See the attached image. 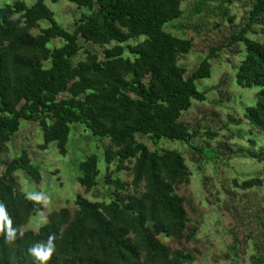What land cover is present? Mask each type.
Masks as SVG:
<instances>
[{
  "label": "trees",
  "instance_id": "obj_1",
  "mask_svg": "<svg viewBox=\"0 0 264 264\" xmlns=\"http://www.w3.org/2000/svg\"><path fill=\"white\" fill-rule=\"evenodd\" d=\"M12 1L0 8V165L5 168L0 203L16 229H23L44 209L40 199L19 190L15 177L23 172L40 181V168L28 153L23 151L10 162L2 160L22 122L38 123L44 139L40 149L55 144L61 155L67 154L73 125L85 126L94 138L109 140L105 183L114 190L109 202H91L78 195L74 211L64 207L51 213L37 233L27 231L21 237L18 231L13 241L0 234V264H40L29 249L39 242L46 244L53 234L55 252L48 264H194L192 254L160 241L190 242L196 236L194 228L186 233L190 219L177 193L179 186L189 183L191 172L179 151H151L137 139L146 137L155 146L162 140L191 145L198 135L181 118L193 102L206 101L197 82L211 78L210 60L217 50L190 75L179 65L193 42L165 28L182 19L185 0H67L87 11L73 31L56 22L46 0L31 7L24 0ZM209 1L198 0L194 11L200 13ZM42 22L49 27L41 29ZM254 26L260 27L262 41L249 37L258 34ZM34 30L40 32L34 35ZM231 39V46L241 43L245 48L235 86L258 89L256 105L245 109L244 118L264 135V0L253 1L247 23ZM55 40L63 45L52 48ZM84 46H97L102 52ZM81 51L85 59L75 63ZM207 135L217 137L212 132ZM196 151L202 155L199 168L203 159L218 157ZM245 158L264 163V147L249 150ZM114 162L116 174L132 175L134 194L127 193L122 180L113 179L108 167ZM80 172V186L86 193L95 190L101 175L98 155L82 162ZM262 183L259 178L234 181L245 191Z\"/></svg>",
  "mask_w": 264,
  "mask_h": 264
},
{
  "label": "rangeland",
  "instance_id": "obj_2",
  "mask_svg": "<svg viewBox=\"0 0 264 264\" xmlns=\"http://www.w3.org/2000/svg\"><path fill=\"white\" fill-rule=\"evenodd\" d=\"M37 0H24L28 7ZM230 1V3H228ZM254 0H210L204 9L197 13L194 6L198 0H185L182 4L183 17L165 28L167 33L192 40L193 49L180 57L179 65L190 75L213 51L216 57L210 60L212 76L197 82L199 91L206 93V101L193 102L192 108L182 115V122L192 133L198 132L191 145L178 141L162 140L158 146L150 139L139 136L151 151H179L191 172L190 181L177 188L184 200V207L190 219L188 233L196 229L195 238L187 242L160 238L172 250H184L195 258L194 264H264V163L245 158L249 150L258 152L264 147V135L254 130L244 118L245 109L256 105L258 89H241L235 86L236 70L245 56L244 45L231 46L232 36L238 34L248 21V14ZM12 0H0V8L12 4ZM46 5L55 14V20L64 29L73 31L75 23L81 19L86 9H78L67 0ZM232 19V20H231ZM49 27L42 22L41 29ZM258 34H249L251 39L262 41L260 27H253ZM40 30H34L37 35ZM139 40L138 42H140ZM63 45L61 40L52 42L51 47ZM220 48V50H219ZM222 48V49H221ZM101 53L97 46H84ZM85 59L81 51L75 63ZM48 66V64H47ZM66 95L60 97L65 98ZM134 98L133 95H131ZM71 137L67 154L61 155L55 144L41 150L43 133L38 123L22 122L17 135L9 143V151L2 156L10 162L28 153L31 162L40 168L39 182L27 177L23 172L15 174L19 190L28 197L40 196L43 211L32 217L23 227V232H38L48 223V216L64 207L75 210L74 200L78 195L91 202H109L113 187L106 186L107 164L105 151L110 141L94 138L83 125L71 126ZM208 132L216 133L215 139ZM256 141L253 145L250 141ZM202 149L218 154L216 159L205 158L202 168L199 160ZM91 154L99 157L98 187L86 193L78 183L81 175L80 164ZM117 163L108 168L113 171V179L119 178L128 185L127 193L134 194L131 186L132 175L128 172L115 173ZM5 168L0 165V177ZM259 178L262 185L250 190H242L234 184ZM143 187L138 190L141 194Z\"/></svg>",
  "mask_w": 264,
  "mask_h": 264
},
{
  "label": "clouds",
  "instance_id": "obj_3",
  "mask_svg": "<svg viewBox=\"0 0 264 264\" xmlns=\"http://www.w3.org/2000/svg\"><path fill=\"white\" fill-rule=\"evenodd\" d=\"M32 199H46L40 196H32ZM19 231L20 236L24 235L23 229H16L13 227L12 219L8 215L6 207L3 203H0V234L6 233V239L8 241H13L17 238V232ZM55 235H50L48 237L47 243L39 242L33 245L29 252L30 254L40 262V264H48V261L52 258L55 252Z\"/></svg>",
  "mask_w": 264,
  "mask_h": 264
}]
</instances>
